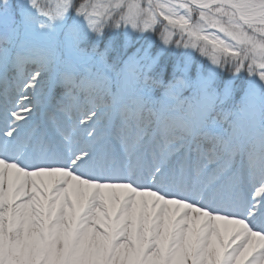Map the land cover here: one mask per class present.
Returning a JSON list of instances; mask_svg holds the SVG:
<instances>
[{
	"label": "snow or ice",
	"instance_id": "snow-or-ice-1",
	"mask_svg": "<svg viewBox=\"0 0 264 264\" xmlns=\"http://www.w3.org/2000/svg\"><path fill=\"white\" fill-rule=\"evenodd\" d=\"M0 264H264V0H0Z\"/></svg>",
	"mask_w": 264,
	"mask_h": 264
}]
</instances>
